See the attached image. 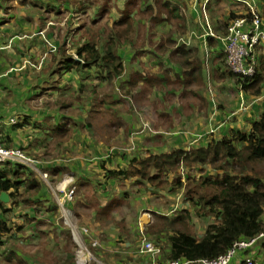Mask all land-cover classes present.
<instances>
[{"label":"crops","instance_id":"obj_1","mask_svg":"<svg viewBox=\"0 0 264 264\" xmlns=\"http://www.w3.org/2000/svg\"><path fill=\"white\" fill-rule=\"evenodd\" d=\"M104 1L0 0L2 137L7 147L18 148L31 158L23 165V172L38 171L41 167L39 171L47 172L58 182L73 179L76 192L71 207L78 221L97 234H93L101 243L97 255L103 258L104 264H151V257L136 249L135 240L140 241L142 232L154 239L149 231L154 224L153 213L173 218L180 213L166 214L156 207L144 212L143 221L135 227L129 223L123 227L121 221L117 222L115 207L126 203L125 194H118L117 188L111 192L110 183L127 178L113 176L110 171L130 166L136 157L167 153L172 149L187 150L189 147L176 144L178 139L173 140L170 149L165 142L156 139L157 134L167 133L162 129L165 122L171 126L172 133L179 132L183 124L187 126L190 134L185 136L186 141L191 138L188 144L195 148L205 147L233 130L251 129L252 123L264 113V42L256 49L258 77L249 89L226 67L224 47L234 18L245 16L251 21L252 17L246 15L256 12L261 15L264 28V0H143L142 7L133 8L136 29L131 34L138 33V12L143 14V29L141 47L136 51L130 46L129 82L136 86L143 84L144 112L148 114L147 119L157 118L158 122L157 132L144 134L149 140H145L133 156L119 153L113 138L109 137L122 128L115 121L122 115L118 116L112 108L106 107L105 111L104 92H96L100 89L99 83L104 78L108 80L105 68L101 64L75 65L70 69L65 66L63 54L76 56L79 47L95 40L96 31L86 21L97 20L89 15L90 7L95 5L96 13L102 14ZM165 2L177 8L174 24L166 20L165 13L161 20H153L157 16L156 3ZM147 6L154 11L146 9ZM42 31L57 46L56 51H49L40 34ZM122 75L110 82L118 81ZM136 79L141 80L140 83ZM170 83L179 86L166 92L164 85ZM156 92L163 95L157 96ZM187 97L183 109V99ZM180 104L184 115L179 110ZM103 115L107 119L105 124L101 120ZM130 115L126 114L125 122L132 119ZM195 169L200 171V179L222 175L221 170L202 164L192 170ZM202 169L206 170L205 174L201 173ZM139 181L145 180L140 178ZM152 188V192L166 193L163 188ZM58 196L59 193L57 197L49 195L46 206L57 208ZM34 199L31 211L37 207ZM185 199L182 210L188 209L191 213L188 221L191 228L195 223L194 204ZM19 207L24 206L20 203L15 210ZM201 217L207 224L197 237L213 222V217ZM52 223L59 229V222L52 220ZM121 228L126 230L120 231ZM135 230L140 233L136 234ZM50 241L56 243L55 238ZM247 255H253L264 264V238L249 250L240 251L230 264H243ZM164 257L162 254L160 261L169 260Z\"/></svg>","mask_w":264,"mask_h":264},{"label":"trees","instance_id":"obj_2","mask_svg":"<svg viewBox=\"0 0 264 264\" xmlns=\"http://www.w3.org/2000/svg\"><path fill=\"white\" fill-rule=\"evenodd\" d=\"M142 3L143 0L126 3L120 18L107 35L105 53L101 52L97 41L91 40L77 49L76 56L63 54L65 66L70 69L75 65L92 67L101 64L109 81L122 75L124 62L123 56L117 50L116 38H126L135 31L133 8L142 7ZM156 7L157 16L153 19L155 22L161 20L165 13L166 20L174 24L176 6L165 2L163 5L156 3ZM146 9L154 11L151 6ZM106 10L104 5L102 12ZM246 16L253 17L252 14ZM230 73L237 76L232 71ZM257 73L251 78L237 76L238 82L245 89H249L251 82L257 81ZM199 164L221 170L222 175L214 179L202 177L196 183L189 179L188 184L183 182L179 170L183 166L195 168ZM23 165L13 162L0 165V195L3 191L8 192L11 200L5 203L0 199V249L4 245V235L11 234L14 230L11 213L15 212V207L23 202L34 205L32 199L35 196L36 206L44 202L46 204L49 195L44 183L33 172L22 171ZM170 173L176 174L173 183L183 186L186 189V198L198 206L196 213L213 217L214 221L206 226L201 237H197L189 230L191 213L188 209L182 210L174 218L153 213L162 222V225L156 223L159 226L157 233H166L165 236H160V240L167 238L163 249L167 259L199 260L218 257L232 248L235 242L258 236L264 232V113L252 123L249 131L233 130L230 135L214 139L205 147L172 149L167 153L136 157L129 168L110 171L111 175L123 179L137 176L159 185L166 181V176ZM21 189L25 191L21 192ZM35 209V214L39 213ZM52 210L54 209H48L49 212Z\"/></svg>","mask_w":264,"mask_h":264},{"label":"rangeland","instance_id":"obj_3","mask_svg":"<svg viewBox=\"0 0 264 264\" xmlns=\"http://www.w3.org/2000/svg\"><path fill=\"white\" fill-rule=\"evenodd\" d=\"M105 1L106 3L102 4V8L105 5L107 10L103 13L101 12L102 14H97L95 11V5L90 7L89 15L91 17H96L95 19L97 20L95 22L86 21L90 28H92L93 31H96L95 41H97V45L103 53L106 52L107 48V35L112 30V28H114V24L116 23L118 18H120L121 12L124 10L126 5V0ZM142 17L143 14L141 12H138L136 21L139 34L135 33V36L132 35L131 32L129 35H127L126 38H116L117 50H119V53H121V55L123 56V61H125L126 64L124 67V74L118 79V81L110 82L106 80V78H104V80L99 83L100 89H96V92H104L103 100L106 103V106L104 107L105 111L107 108H112L115 110L118 116H124H121V119H115V121L119 122V126H122V128L114 131L113 134L109 137L113 138V145L117 147V151H119V153H131L132 156L134 155L133 152H138L139 146L142 145V143L145 144V140L148 139V136L145 137L144 134H148V131L154 133L157 132V129L155 128L157 127L156 123H158L157 118H149L150 120L147 119L148 114L144 112L145 104L142 100L144 93L143 84L140 83L141 80H138L140 83L139 85L134 86V84L136 83L129 82L130 79L128 77L129 73L132 71L127 69L128 61L131 58L130 46L133 49L135 48L134 50L137 51L142 45ZM169 23L172 24L170 21ZM45 37L47 38L46 34ZM45 37L43 36L44 39ZM49 41L51 42V40ZM48 46L50 51V44H48ZM224 55L226 63L225 51ZM226 67L229 69L227 63ZM178 86V83L165 84L164 89L166 92H168L172 88L175 89ZM135 90L136 92L134 93ZM156 94L157 96L163 95L162 92H156ZM187 99L188 97L186 99H183V109ZM180 105L181 107H179V110L182 112V115L186 114L182 109V104ZM75 110H77V108H75ZM128 112L131 114L130 117L132 116V119L129 122H125L126 114ZM101 120L105 124V122H107L106 116L103 115V119ZM127 124H130V127L127 126ZM162 126V129L167 133L157 134L159 136L154 135L158 137L156 138L157 140L160 139L161 141L165 142L168 145L169 149V145L174 142L173 140L176 139H178L176 143L177 145H182L184 146V148H191L190 144H188V142L191 141V138L187 141V138H185L187 134H190V132L188 131L189 128L187 126L183 124L182 129L177 133H172V128H170L171 126H168V123L166 122ZM189 148L187 150H189ZM128 166L129 165H125L124 167L127 168ZM206 166L210 167L211 169L213 168L210 165ZM40 169L41 167H38V171L31 170V172H33V175L39 178V180L44 183L45 188L49 190V195H52L53 197L55 194V196L57 197V189L64 181L58 182L56 180H53L50 174L45 176L47 172H41L39 171ZM192 169L194 168L183 166L179 170V174L182 176V181L186 184L189 183L188 179L191 182L196 183L201 177V175H198L200 174L199 170ZM201 173L205 174L206 170L202 169ZM175 177L176 174H168V176H166V181H164L161 185L149 182L147 180H145L144 182L139 181V177H129L126 180L111 181V192H114V189L117 188L118 194H125L124 196L126 203H120L115 207V216H118L119 218L117 222L121 221L120 223L121 225L123 224V227L126 223H129L133 225V227H135L139 222L143 221V213L147 212L148 209L156 210L157 208H161L160 211L171 215L181 213L183 207L186 205V189L183 186L175 185L173 183ZM154 186L163 188L166 193L152 192L154 190L152 187ZM150 190L152 193H150ZM21 199H23V197H21ZM183 203L184 205H182ZM22 205L24 207H19L18 209L16 208L15 212H13V214L11 213V215H13L12 219L15 226L11 234L4 235V237L2 238L4 245L0 249V264H77L76 261L78 255L80 254L81 248L75 242L71 233H69L71 232L69 227L65 225L61 220V215L58 207H55L54 210L49 212L48 209L50 208H48L44 202L37 205L36 208L39 210V213L35 214L36 209L33 208L34 211H31L30 204H28L27 202H23ZM193 211L195 223H193V227L189 228V230H191L195 235H200L199 232L203 230L204 225L207 224V220L196 213V205H194ZM20 213H22V215H19ZM208 217L210 218V216ZM29 219H31V221H29ZM153 219L155 224L150 227L149 231L152 232L155 237L154 239L150 240L159 243L162 246V249H164V244L166 242L165 237H163V240H160V236H163L165 233L159 235L160 233H157L156 231L157 229H159L158 224L160 223L159 225H162V222H160L156 216L153 217ZM52 220L59 222V229L54 228ZM76 220L78 224L85 226L80 223V220L78 221V218H76ZM211 220L214 221V218ZM156 223L158 224L156 225ZM85 227H87L90 231V236H88L89 238L87 239L88 242L86 244L91 248L93 254H95V259L89 264L106 263L103 261V258L100 259L98 257L97 248L91 247L90 244L91 242H93V240H97L98 245L101 244L100 241L98 239H95L93 236V234H95L96 236L97 234L95 233V231L92 232V230H90L88 226ZM119 230L124 231L126 230V228H121ZM143 231L146 232L147 230L143 229ZM135 232L136 234L140 233L139 230H135ZM142 233L139 234V236L141 235V238L144 237V235L146 237L148 236L146 235V233L144 235ZM52 238L56 239V243L53 244L50 241L52 240ZM141 238L139 239L140 241ZM140 241H138L137 239L135 240L136 249H139L141 243ZM162 254L165 256L164 250L162 251ZM164 258H166V256Z\"/></svg>","mask_w":264,"mask_h":264},{"label":"built area","instance_id":"obj_4","mask_svg":"<svg viewBox=\"0 0 264 264\" xmlns=\"http://www.w3.org/2000/svg\"><path fill=\"white\" fill-rule=\"evenodd\" d=\"M251 21L245 16L234 18L228 28L224 51L226 53V63L234 74L239 77H254L258 71V59L256 56L257 47L264 42V28L261 15L256 12L252 13ZM45 37L44 32H40ZM45 41L50 44L51 52L57 50V46L45 37ZM2 123L0 120V165L6 162L25 164L31 161L20 149L7 147L2 137ZM47 176V174H45ZM58 209L61 220L67 225L71 231L75 242L80 246V254L78 255L77 264H89L95 259V254L91 248L87 246L90 231L87 227L78 224L76 215L71 207L76 192V186L73 179H66L57 189ZM264 238V232L258 236L241 239L233 245L225 254L213 258H202L199 260H189L185 258L169 259L160 261L162 256V246L157 242L144 237L139 252L147 254L151 257V264H230L233 258L240 251H247L254 247L255 244ZM90 243V241H89ZM91 247H99L97 240L90 243ZM243 264H261L253 255H247Z\"/></svg>","mask_w":264,"mask_h":264},{"label":"water","instance_id":"obj_5","mask_svg":"<svg viewBox=\"0 0 264 264\" xmlns=\"http://www.w3.org/2000/svg\"><path fill=\"white\" fill-rule=\"evenodd\" d=\"M0 199H1L3 202H5V203H9V201H10V195H9V193L3 191V192L1 193V195H0Z\"/></svg>","mask_w":264,"mask_h":264}]
</instances>
